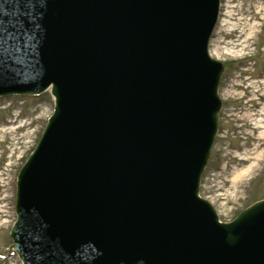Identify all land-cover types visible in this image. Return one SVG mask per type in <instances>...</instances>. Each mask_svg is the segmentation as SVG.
Segmentation results:
<instances>
[{"label":"water","instance_id":"water-1","mask_svg":"<svg viewBox=\"0 0 264 264\" xmlns=\"http://www.w3.org/2000/svg\"><path fill=\"white\" fill-rule=\"evenodd\" d=\"M220 0H0V97L52 88L18 177L24 264H264V201L200 198L223 65Z\"/></svg>","mask_w":264,"mask_h":264},{"label":"rangeland","instance_id":"rangeland-1","mask_svg":"<svg viewBox=\"0 0 264 264\" xmlns=\"http://www.w3.org/2000/svg\"><path fill=\"white\" fill-rule=\"evenodd\" d=\"M209 55L224 66L219 87L222 110L200 196L228 224L264 200V159L249 177L237 175L247 169L254 149L264 152V135L250 126L264 121V0H220ZM54 107L50 92L0 98V255L4 257L0 264H22L10 237L17 220V178ZM254 107L261 109L253 112Z\"/></svg>","mask_w":264,"mask_h":264},{"label":"bare ground","instance_id":"bare-ground-1","mask_svg":"<svg viewBox=\"0 0 264 264\" xmlns=\"http://www.w3.org/2000/svg\"><path fill=\"white\" fill-rule=\"evenodd\" d=\"M250 126L254 130H258V132H260L259 136L264 135V131H262V130H264V121L257 120L253 124L251 123ZM254 150L255 151H254L253 158L246 160L247 169L245 171L239 172L237 174V175H239L238 179H243V178L249 177L254 172V169L260 166L261 161L264 159V152L263 151L259 152L258 148L254 149ZM235 186L237 187V184H235Z\"/></svg>","mask_w":264,"mask_h":264},{"label":"flooded vegetation","instance_id":"flooded-vegetation-1","mask_svg":"<svg viewBox=\"0 0 264 264\" xmlns=\"http://www.w3.org/2000/svg\"><path fill=\"white\" fill-rule=\"evenodd\" d=\"M260 109H261V107H254V108H253V112H254V111H260Z\"/></svg>","mask_w":264,"mask_h":264}]
</instances>
